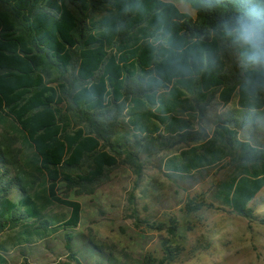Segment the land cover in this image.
<instances>
[{"label": "trees", "instance_id": "16d2710c", "mask_svg": "<svg viewBox=\"0 0 264 264\" xmlns=\"http://www.w3.org/2000/svg\"><path fill=\"white\" fill-rule=\"evenodd\" d=\"M184 1L193 15L165 0H0V232L20 227L17 242L28 243L56 227L72 229L80 205L56 194L59 182L87 189L118 161L203 139L185 93L199 112L216 96L235 99L249 115L264 113V63L246 61V47L223 25L232 26L245 0ZM221 131L239 174L220 185L218 197L264 224L247 206L264 185V142ZM212 144L172 162L167 175L218 160ZM12 188L16 200L8 197ZM52 204L68 214L44 216ZM166 231L161 257L128 264L172 261L179 252L174 224ZM65 247V260L46 264H81L68 241ZM4 250L0 243V264H8Z\"/></svg>", "mask_w": 264, "mask_h": 264}, {"label": "rangeland", "instance_id": "374dc122", "mask_svg": "<svg viewBox=\"0 0 264 264\" xmlns=\"http://www.w3.org/2000/svg\"><path fill=\"white\" fill-rule=\"evenodd\" d=\"M165 1L193 15L184 0ZM193 97L185 93L184 108H191L193 130L205 134L203 139L174 143L151 154L139 153L132 162L118 161L104 179L87 189H67L59 182L56 194L80 205L77 225L72 229L56 227L33 236L28 243L17 242L20 227L1 231L8 264L65 260L69 252L66 241L81 264H128L145 255L159 258L161 240L170 239L166 228L171 223L179 252L166 264H264V224L231 212L218 197L220 185L239 174L230 161L233 153L225 144L221 127L234 130L238 141L261 145L264 113L249 115L237 110L235 99L221 103L216 96L199 112ZM181 109L179 113L186 114ZM226 118L232 120L224 121ZM208 140L218 149V160L167 175L172 162L184 163L186 156L204 153ZM17 192L10 189L8 197L16 200ZM187 203L198 207L187 209ZM247 206L257 218L264 217V185ZM67 214V208L57 204L44 210L46 217Z\"/></svg>", "mask_w": 264, "mask_h": 264}, {"label": "clouds", "instance_id": "9594fccd", "mask_svg": "<svg viewBox=\"0 0 264 264\" xmlns=\"http://www.w3.org/2000/svg\"><path fill=\"white\" fill-rule=\"evenodd\" d=\"M231 23V27L228 21L223 25L230 35H235L237 43L246 47V61L264 63V5L258 0H245V6Z\"/></svg>", "mask_w": 264, "mask_h": 264}, {"label": "crops", "instance_id": "0c3cea01", "mask_svg": "<svg viewBox=\"0 0 264 264\" xmlns=\"http://www.w3.org/2000/svg\"><path fill=\"white\" fill-rule=\"evenodd\" d=\"M236 106V105H235Z\"/></svg>", "mask_w": 264, "mask_h": 264}]
</instances>
